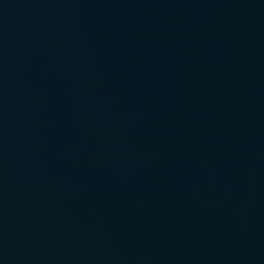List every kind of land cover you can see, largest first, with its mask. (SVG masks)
Here are the masks:
<instances>
[{"label": "water", "instance_id": "95a60500", "mask_svg": "<svg viewBox=\"0 0 264 264\" xmlns=\"http://www.w3.org/2000/svg\"><path fill=\"white\" fill-rule=\"evenodd\" d=\"M0 264H264V0H0Z\"/></svg>", "mask_w": 264, "mask_h": 264}]
</instances>
